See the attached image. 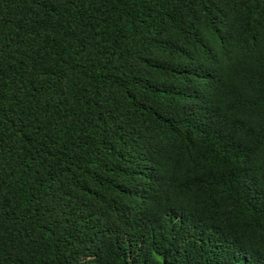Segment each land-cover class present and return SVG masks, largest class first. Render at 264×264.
I'll list each match as a JSON object with an SVG mask.
<instances>
[{
	"label": "trees",
	"instance_id": "16d2710c",
	"mask_svg": "<svg viewBox=\"0 0 264 264\" xmlns=\"http://www.w3.org/2000/svg\"><path fill=\"white\" fill-rule=\"evenodd\" d=\"M0 264H264V0H0Z\"/></svg>",
	"mask_w": 264,
	"mask_h": 264
}]
</instances>
